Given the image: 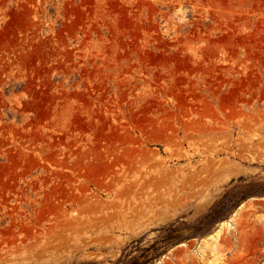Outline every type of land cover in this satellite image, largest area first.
Wrapping results in <instances>:
<instances>
[{"label":"rangeland","instance_id":"obj_1","mask_svg":"<svg viewBox=\"0 0 264 264\" xmlns=\"http://www.w3.org/2000/svg\"><path fill=\"white\" fill-rule=\"evenodd\" d=\"M142 263L264 264V0H0V264Z\"/></svg>","mask_w":264,"mask_h":264},{"label":"bare ground","instance_id":"obj_2","mask_svg":"<svg viewBox=\"0 0 264 264\" xmlns=\"http://www.w3.org/2000/svg\"><path fill=\"white\" fill-rule=\"evenodd\" d=\"M226 224H227V223H224L223 225H221V229H220L219 231H217V234L214 236V238L212 237V238H213V239H212L213 242L216 241V240L214 241V239H218V238H219V235H220V233L222 232L224 226H227ZM228 225H229V224H228Z\"/></svg>","mask_w":264,"mask_h":264},{"label":"trees","instance_id":"obj_3","mask_svg":"<svg viewBox=\"0 0 264 264\" xmlns=\"http://www.w3.org/2000/svg\"><path fill=\"white\" fill-rule=\"evenodd\" d=\"M142 264H146V263H142Z\"/></svg>","mask_w":264,"mask_h":264}]
</instances>
